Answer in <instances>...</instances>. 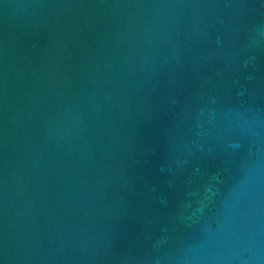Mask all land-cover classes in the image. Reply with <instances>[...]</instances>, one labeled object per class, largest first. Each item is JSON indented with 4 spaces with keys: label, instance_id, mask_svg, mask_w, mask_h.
<instances>
[{
    "label": "water",
    "instance_id": "obj_1",
    "mask_svg": "<svg viewBox=\"0 0 264 264\" xmlns=\"http://www.w3.org/2000/svg\"><path fill=\"white\" fill-rule=\"evenodd\" d=\"M0 264H264V0H0Z\"/></svg>",
    "mask_w": 264,
    "mask_h": 264
}]
</instances>
